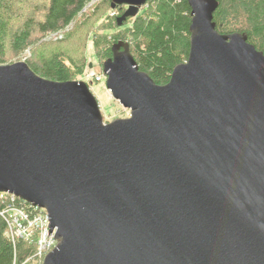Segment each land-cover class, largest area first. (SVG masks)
Returning <instances> with one entry per match:
<instances>
[{"label": "water", "instance_id": "1", "mask_svg": "<svg viewBox=\"0 0 264 264\" xmlns=\"http://www.w3.org/2000/svg\"><path fill=\"white\" fill-rule=\"evenodd\" d=\"M146 1L111 0L117 24ZM186 1L168 82L127 42L102 62L126 118L104 122L83 80L0 64V192L46 210L42 264H264V54L216 30L217 0Z\"/></svg>", "mask_w": 264, "mask_h": 264}, {"label": "trees", "instance_id": "2", "mask_svg": "<svg viewBox=\"0 0 264 264\" xmlns=\"http://www.w3.org/2000/svg\"><path fill=\"white\" fill-rule=\"evenodd\" d=\"M91 1L0 0V64L34 47L46 34L64 30ZM217 1L213 13L216 30L245 34L247 41L264 54V0ZM110 3L111 0H103L97 6V14L87 21L79 58L69 56L56 46L43 48L40 53L32 52L31 57L25 59L30 69L55 81L77 80L88 71V46L92 47L102 70V62L112 55V44L123 41L128 43L140 70L156 84L168 82L173 68L188 57L191 22L188 2L147 0L135 16L127 17L121 25L117 24L116 18L126 6L111 8ZM108 12L113 14L110 16ZM77 42L78 39L70 42L67 49L76 48ZM90 81L97 82L95 79ZM4 207L0 201V264H41L34 240L13 242L6 235L7 223L1 214Z\"/></svg>", "mask_w": 264, "mask_h": 264}, {"label": "rangeland", "instance_id": "3", "mask_svg": "<svg viewBox=\"0 0 264 264\" xmlns=\"http://www.w3.org/2000/svg\"><path fill=\"white\" fill-rule=\"evenodd\" d=\"M103 2V0H92L86 7L82 10L83 12L78 14V16L62 31L57 33H50L46 34L45 36L41 37L34 47L29 48L24 53L20 54L16 57H9L8 61L4 64H9L16 61H21L30 58L32 52H41V50L50 49L52 46L58 47L60 50H65L69 56H73L75 58H79L82 54V47L84 45V35L87 30L85 27L87 25V21L92 18L96 12L98 11L97 6H99ZM101 7V6H100ZM111 16L113 12H108ZM78 39L77 47L71 49H67L70 45V42H75ZM44 45H40V44ZM41 46V47H40ZM38 50H35V48ZM44 48V49H43ZM87 59H88V71L82 76H78L77 80H83L89 86L91 92L97 98L100 112L103 117L104 122H110L114 119L118 118H126L130 114V110L123 107L118 100L114 99L110 92L105 87V75L103 74L102 70L99 69L98 62L94 57V53L91 46L87 48ZM91 64V67H89ZM95 73L101 76V80L97 82L91 83L90 79L86 77L88 73ZM87 74V75H88ZM42 260L40 259V262ZM42 264V262H41Z\"/></svg>", "mask_w": 264, "mask_h": 264}, {"label": "built area", "instance_id": "4", "mask_svg": "<svg viewBox=\"0 0 264 264\" xmlns=\"http://www.w3.org/2000/svg\"><path fill=\"white\" fill-rule=\"evenodd\" d=\"M87 74L86 77L90 80H101L98 74ZM0 201L5 205L1 214L7 223L5 233L8 238L13 242L17 239L31 242L34 240L36 255L42 260L57 243L54 231H49L50 222L46 210L8 192H0Z\"/></svg>", "mask_w": 264, "mask_h": 264}]
</instances>
